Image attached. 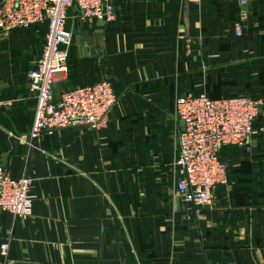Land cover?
Returning a JSON list of instances; mask_svg holds the SVG:
<instances>
[{
  "label": "crops",
  "instance_id": "obj_1",
  "mask_svg": "<svg viewBox=\"0 0 264 264\" xmlns=\"http://www.w3.org/2000/svg\"><path fill=\"white\" fill-rule=\"evenodd\" d=\"M112 22L73 4L67 68L53 94L106 79L117 94L105 128L31 138L28 88L46 24L0 31V168L33 178L31 215L0 208L2 264H264V131L227 145V181L187 219L176 207L175 99L264 97V0H114ZM241 34L234 33L235 24ZM85 48V52L82 48ZM257 126H264L258 118ZM26 137V141L20 139Z\"/></svg>",
  "mask_w": 264,
  "mask_h": 264
},
{
  "label": "built area",
  "instance_id": "obj_2",
  "mask_svg": "<svg viewBox=\"0 0 264 264\" xmlns=\"http://www.w3.org/2000/svg\"><path fill=\"white\" fill-rule=\"evenodd\" d=\"M114 0H0V31L7 34L16 27L45 23L46 32L39 57L28 71V88L35 97L31 138L57 128L86 125L99 130L108 124V114L117 101L111 83L99 80L53 94L57 73L67 68L65 46L72 41L66 27L67 12L75 4L84 22L94 19L112 22L115 19ZM241 5L240 19L247 14V0ZM235 24L234 33L241 34ZM174 115L183 121L177 134L178 151L174 160V190L183 204L187 219L199 216L204 206L214 202L217 185L227 181V164L220 150L227 145L244 149L250 139L264 131L257 126L264 118V97L236 95L210 98L204 92H185L174 102ZM22 141L26 137L21 136ZM33 178L22 175L11 178L0 168V208L13 216L31 215ZM8 242L0 243V254H7ZM2 264V261H0Z\"/></svg>",
  "mask_w": 264,
  "mask_h": 264
},
{
  "label": "water",
  "instance_id": "obj_3",
  "mask_svg": "<svg viewBox=\"0 0 264 264\" xmlns=\"http://www.w3.org/2000/svg\"><path fill=\"white\" fill-rule=\"evenodd\" d=\"M103 22H104V21H103ZM82 51L85 52V48H84V47L82 48ZM180 122L183 124V121H182V120H181ZM176 207H177V209L179 210L180 202H179V199H178V198L176 199Z\"/></svg>",
  "mask_w": 264,
  "mask_h": 264
}]
</instances>
